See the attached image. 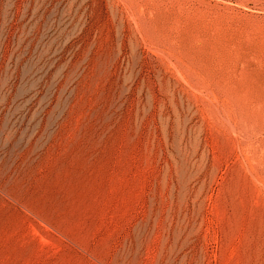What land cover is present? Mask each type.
<instances>
[{"label":"rangeland","instance_id":"rangeland-1","mask_svg":"<svg viewBox=\"0 0 264 264\" xmlns=\"http://www.w3.org/2000/svg\"><path fill=\"white\" fill-rule=\"evenodd\" d=\"M0 264H264V0H0Z\"/></svg>","mask_w":264,"mask_h":264}]
</instances>
